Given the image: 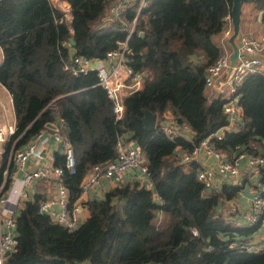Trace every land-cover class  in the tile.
I'll list each match as a JSON object with an SVG mask.
<instances>
[{"label":"trees","instance_id":"16d2710c","mask_svg":"<svg viewBox=\"0 0 264 264\" xmlns=\"http://www.w3.org/2000/svg\"><path fill=\"white\" fill-rule=\"evenodd\" d=\"M62 1L70 7V20L51 0H0V83L11 95L16 125L0 159V195L10 185V147L24 146L57 119L75 157L70 171L64 155L54 152L70 206L92 165L116 157L118 139L137 142L150 186L121 181L102 197L86 199L87 213L74 229L41 213L45 192L36 190L18 207L17 244L6 263L264 264V250L249 251L240 243L259 225L239 226L230 218L245 186L252 194L264 186V166L250 167L256 181L238 180V173L230 183L208 190L196 176L199 162L181 158L228 123L224 100L211 91L205 95L204 75L221 51L216 36L230 15L231 0H146L139 10L140 0H124L120 14L109 13L120 0ZM247 1L261 11L264 28V0ZM70 37L74 54L91 60L103 59L127 38L128 63L145 75L140 88L123 96L119 118L95 70L73 75L64 69ZM262 62L263 57L260 70L247 74L238 87L240 122L210 140L225 160L239 152L264 156ZM142 108L157 114L154 129H144ZM168 116L193 135L181 132L169 139L159 128ZM43 180L56 184L58 179L38 181ZM259 194L264 199V189ZM224 206L226 213L220 210Z\"/></svg>","mask_w":264,"mask_h":264},{"label":"built area","instance_id":"2783aa9c","mask_svg":"<svg viewBox=\"0 0 264 264\" xmlns=\"http://www.w3.org/2000/svg\"><path fill=\"white\" fill-rule=\"evenodd\" d=\"M53 2H62L57 5L63 11V18L70 20V7L62 0H51ZM146 0H140L138 10L144 5ZM125 8L124 0L118 1L109 7L110 14H120ZM137 10V12H138ZM136 16L133 17V22ZM232 33V23L230 15L225 17V24L221 31L219 43L221 51L206 68L204 75L205 86L215 95H219L223 100V112L227 115L228 123L221 129L203 137L199 144L194 146L191 151L184 152L181 155L183 160L196 159L200 154H204L207 159L216 158L218 162L205 163L201 160L200 168L197 171V178L208 190L215 185L216 178H235L239 173L240 161L246 157L247 164L250 167L264 166V156L258 154H247L239 152L230 160L221 159V154L214 150L210 145L212 137L221 138L223 128L229 129L232 124H238L241 119V106L239 104L238 87L244 77L255 71L260 70L259 65L262 57H264V32L254 35L246 32H239L236 38L238 46V57L233 64L231 71L225 75L229 67V48L226 39ZM65 44V42H64ZM69 46L68 42L65 44ZM128 45L127 38L117 41V46L108 50L103 59L91 60L78 55H71L70 60L63 65L67 72L73 75L85 73L88 70H95L100 84L107 92L108 97L112 101V110L116 118L123 113L122 98L126 93L135 91L141 87L142 78L145 71L134 70L128 63ZM2 55V52H1ZM62 123V121L59 119ZM57 127V126H56ZM169 139H173L179 133L184 132L193 135V131L184 123H176L175 120L168 116L159 125ZM16 132L15 120L0 122V159L4 152V144ZM47 129H42L34 134V136L22 147H10L7 155L8 160L13 162L10 185L5 193L0 195V264L6 263V253L14 250L17 244L15 208L19 207L27 198V189L36 181L42 178L56 177L55 197L51 199H43L39 204V209L45 210L46 214L66 227L74 229L80 224L79 216L81 214V206L74 202L71 206L67 202V189L60 180L63 168L62 166H54V152L60 151L64 155V168L70 171L74 170L75 157L73 148L68 138L58 130L52 129L51 135L59 145L58 149L51 152L48 157V164L38 163L36 166L29 167L31 158H38L39 141L42 139ZM16 138L14 139V141ZM13 141V143H14ZM198 161V160H197ZM142 156L138 147L132 146V141L124 142L122 139L116 141V157L105 164L96 163L92 165L90 171L80 182V195L88 192L94 185H97L102 179L107 178L115 183L123 181L125 173L133 168H139L146 176L147 169L142 163ZM16 170L20 174H16ZM6 174V170L4 171ZM150 186L147 180L144 183ZM264 189L261 185L259 190L250 197V207L243 214L247 225L258 224L261 228L259 234H250L246 236V240L241 246L249 251L264 250V199L259 194ZM196 234V229H191ZM78 264H86L79 262ZM152 264V263H145ZM213 264V263H210Z\"/></svg>","mask_w":264,"mask_h":264},{"label":"crops","instance_id":"0c3cea01","mask_svg":"<svg viewBox=\"0 0 264 264\" xmlns=\"http://www.w3.org/2000/svg\"><path fill=\"white\" fill-rule=\"evenodd\" d=\"M53 3L56 5H62V2L56 1ZM259 12H260V10L257 11L255 8L252 11H249L248 8L243 9L241 7L240 32L248 33L249 31L247 30V26L252 21H255V23L257 24L255 27L256 32L254 33V35H258V34H261L264 32V28H263L262 24L260 23ZM220 35L221 34L216 36L217 41H219ZM1 58H2V55H1V48H0V61H1ZM261 70H264V57H263L262 65H261ZM13 120H15V116H14V111H13L11 95L8 92V90L0 83V122H7V121H13ZM60 123L61 122L59 121V119H57V121L55 123H53V125L58 126ZM45 129H47L50 132H46L43 135L42 139L39 141L38 151H39L40 156L37 159L35 157L31 158L29 161V167L36 166L38 163L48 164L49 163L47 160L48 155L51 152H54L55 149L59 148V145L56 143V141L53 139V137L51 135L52 129L48 128V127H46ZM59 152H61V150ZM222 159H224V158L221 157V159H219V161ZM197 160H198L200 165H201V160H204L205 163H209L210 161L213 163L218 162V160L216 158L207 159L204 154H200V156L197 157ZM16 174H20V172L16 170ZM236 178L238 180L239 179L242 180L243 178H247L249 181H256V179H257V173L255 171H253L252 168H250V166L247 164L246 157H243L240 161L239 174ZM147 180H148L147 176L139 168H133V169L128 170L123 177V182L124 181H138L140 183H144ZM43 181H45V183L39 182L38 180H36L27 189L28 196L32 195L33 192L38 190L40 192H45V198L44 199H51V198L55 197L56 184L55 183L51 184L46 180H43ZM231 181H233V179L229 178V177L216 178L215 185L212 188L218 189L220 187L221 183H223V182L230 183ZM47 184H49V185L45 188V186ZM115 184H117V183L113 182L110 179L104 178L97 185H94L88 192L79 195V197L77 198V200L75 202H77L81 206V214L79 216L80 222L84 219V217L87 213L86 206L83 202L89 198H100V197H102L104 191L107 190L108 188L114 186ZM251 194H252V190L249 189L247 186H245L242 189L241 193L235 198V202H234L235 205H234V208L232 210L233 211L235 210L236 212H235V214L232 213L230 215V218H231V220H233L235 222V224H237L239 226H247V223L243 217V214L247 211V209L249 207V198H250ZM17 210H18V207L15 208V212H17ZM220 210H222L223 213L227 212V209L225 208V206L221 207ZM260 232H261V228L259 226H257L251 234L252 235L253 234H259Z\"/></svg>","mask_w":264,"mask_h":264},{"label":"water","instance_id":"95a60500","mask_svg":"<svg viewBox=\"0 0 264 264\" xmlns=\"http://www.w3.org/2000/svg\"><path fill=\"white\" fill-rule=\"evenodd\" d=\"M243 1L244 0H231L230 19L232 23V33L226 39L228 46L231 48V52L229 54V67L227 68L225 75L231 71L232 66L236 62L239 54L236 38L238 37L240 32V14H241V6ZM260 14L261 11L259 12V19H260ZM140 35H142V33H140ZM68 44H69L68 52L70 55H72L75 52L73 37L69 38ZM141 112H142V116L140 120L143 124L144 129L146 130L154 129L156 127L157 114L146 108H142ZM46 127L51 129L57 128L55 125H53V123H47ZM132 146L138 147L137 142L133 141ZM14 169L15 167H13V170ZM41 213L46 214V211L41 210ZM86 264H90V261H86Z\"/></svg>","mask_w":264,"mask_h":264},{"label":"rangeland","instance_id":"374dc122","mask_svg":"<svg viewBox=\"0 0 264 264\" xmlns=\"http://www.w3.org/2000/svg\"><path fill=\"white\" fill-rule=\"evenodd\" d=\"M241 7H242L243 9H244V8H248L249 11H252V10L254 9V7L251 5V3H250L249 1H247V0H244V1H243ZM256 25H257V24L255 23V21H252V22L247 26V30L249 31L248 33L254 34V33L256 32V29H255ZM204 92H205V95H207V96H210V95H211V92H210L207 88L204 89ZM212 95L215 96V94H212Z\"/></svg>","mask_w":264,"mask_h":264},{"label":"clouds","instance_id":"9594fccd","mask_svg":"<svg viewBox=\"0 0 264 264\" xmlns=\"http://www.w3.org/2000/svg\"><path fill=\"white\" fill-rule=\"evenodd\" d=\"M69 47V46H68ZM230 48V47H229ZM73 55V54H72Z\"/></svg>","mask_w":264,"mask_h":264}]
</instances>
